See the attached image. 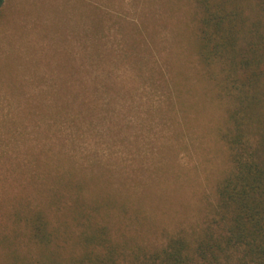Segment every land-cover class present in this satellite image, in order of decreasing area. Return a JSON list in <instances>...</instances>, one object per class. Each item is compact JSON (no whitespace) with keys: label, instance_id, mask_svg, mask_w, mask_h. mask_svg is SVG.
Here are the masks:
<instances>
[{"label":"rangeland","instance_id":"1","mask_svg":"<svg viewBox=\"0 0 264 264\" xmlns=\"http://www.w3.org/2000/svg\"><path fill=\"white\" fill-rule=\"evenodd\" d=\"M199 19L194 0H4L0 264H131L217 230L234 103Z\"/></svg>","mask_w":264,"mask_h":264},{"label":"trees","instance_id":"2","mask_svg":"<svg viewBox=\"0 0 264 264\" xmlns=\"http://www.w3.org/2000/svg\"><path fill=\"white\" fill-rule=\"evenodd\" d=\"M194 1L200 59L221 65L234 103L223 135L233 171L217 188L216 231L206 229L194 243L171 238L131 264H226L236 253L244 264H264V0ZM249 5L252 15L245 11ZM41 212L31 220L44 234L48 222Z\"/></svg>","mask_w":264,"mask_h":264}]
</instances>
